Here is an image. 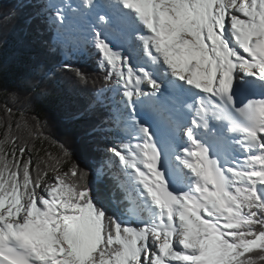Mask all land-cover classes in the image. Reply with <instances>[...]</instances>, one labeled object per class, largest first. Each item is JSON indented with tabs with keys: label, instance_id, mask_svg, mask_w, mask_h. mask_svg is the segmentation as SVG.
Segmentation results:
<instances>
[{
	"label": "snow or ice",
	"instance_id": "1",
	"mask_svg": "<svg viewBox=\"0 0 264 264\" xmlns=\"http://www.w3.org/2000/svg\"><path fill=\"white\" fill-rule=\"evenodd\" d=\"M53 8L58 40L71 36L106 61L119 98L106 104L98 93L92 107L128 139L105 146L94 178L54 167L53 183L46 170L33 177L24 146L0 151V264H264V0ZM238 80L261 98L238 103ZM161 113L158 140L141 116ZM102 181L108 202L94 195ZM110 204L123 205L119 215Z\"/></svg>",
	"mask_w": 264,
	"mask_h": 264
},
{
	"label": "trees",
	"instance_id": "2",
	"mask_svg": "<svg viewBox=\"0 0 264 264\" xmlns=\"http://www.w3.org/2000/svg\"><path fill=\"white\" fill-rule=\"evenodd\" d=\"M46 9L43 0H0V151L24 146L33 177L37 168L46 170L49 183L54 182V167L63 173L76 165L94 178L106 160L105 146L128 139L114 125L109 130L106 108L92 107L98 93L111 104L116 86L105 81L108 68L94 48L54 38V13ZM77 71L84 80L77 78ZM37 80L40 88L33 87ZM111 190L107 181L94 185V195L102 202L110 201ZM119 198L126 199L125 194ZM109 206L117 215L123 209Z\"/></svg>",
	"mask_w": 264,
	"mask_h": 264
},
{
	"label": "rangeland",
	"instance_id": "3",
	"mask_svg": "<svg viewBox=\"0 0 264 264\" xmlns=\"http://www.w3.org/2000/svg\"><path fill=\"white\" fill-rule=\"evenodd\" d=\"M49 10H50V9L47 8V12H48ZM53 35H54L55 39H58L57 36H56V32H54ZM66 40H67V41L69 40L71 44H76L79 48H83L82 46L78 45V44L75 42V40H74L73 37H71V40H70V36H69L68 39H66ZM66 40H65V41H66ZM59 41H60V40H59ZM69 41H68V42H69ZM101 60H102V57H101ZM104 63L106 64V61H105ZM125 71H126V69H125ZM116 92H117V90H116ZM114 98L118 99L119 97H118L117 94H116V95L114 96ZM113 129H116V127H113ZM125 196H126V194H125Z\"/></svg>",
	"mask_w": 264,
	"mask_h": 264
},
{
	"label": "bare ground",
	"instance_id": "4",
	"mask_svg": "<svg viewBox=\"0 0 264 264\" xmlns=\"http://www.w3.org/2000/svg\"><path fill=\"white\" fill-rule=\"evenodd\" d=\"M29 11H30V10H29ZM165 135H166V132H165V134L163 135V137H164ZM163 137H162V138H163ZM145 171H146V169H145Z\"/></svg>",
	"mask_w": 264,
	"mask_h": 264
}]
</instances>
